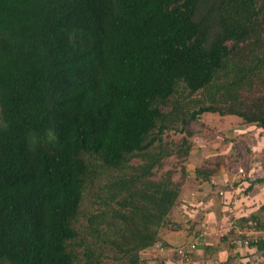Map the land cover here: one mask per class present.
<instances>
[{
  "label": "trees",
  "instance_id": "obj_1",
  "mask_svg": "<svg viewBox=\"0 0 264 264\" xmlns=\"http://www.w3.org/2000/svg\"><path fill=\"white\" fill-rule=\"evenodd\" d=\"M205 112L264 129V0H0V264H143L183 244L164 235L191 187L156 171L196 149L165 131ZM219 170L186 179L203 192Z\"/></svg>",
  "mask_w": 264,
  "mask_h": 264
},
{
  "label": "rangeland",
  "instance_id": "obj_2",
  "mask_svg": "<svg viewBox=\"0 0 264 264\" xmlns=\"http://www.w3.org/2000/svg\"><path fill=\"white\" fill-rule=\"evenodd\" d=\"M230 45H232L231 42H230ZM255 91H258V89L255 88ZM203 95L199 93L189 94L188 91H184L182 92L181 97L182 96H185V97L184 98L180 97V98L183 102H189V106L193 107L196 104L195 100H197V98H200L199 96H203ZM167 109H171V107ZM260 128L261 127H258L255 124H247L246 122H243V120H241L238 116L221 115L219 113H212V112H207V113L205 112L201 116H199L197 119L190 120L185 127V132H179L177 130L170 128L166 130L165 133L163 134L166 142L172 144V146H174L175 144L177 145L181 143L184 138H187L186 132L189 131L194 135L193 137L191 136V138H193L194 142L196 143V149L191 154L189 160L184 155L173 156L169 158L166 161L163 169H159L156 171V177L162 176L165 171L172 168L174 171L173 179L175 181L182 182V184H185L186 186L188 185L189 187H191L187 190L186 193L184 194L182 193V197L180 201L185 198L191 201L192 200L201 201L200 200L201 198L202 200L204 199L206 200L209 197L214 198V197H218L219 195L222 196L224 194V191L228 189L226 188V185L228 184L225 183V180L226 182H229V181L236 182L235 184L238 185L239 182L237 181L240 180V178H244L249 175L248 166L249 167L251 166L249 165L251 160L253 163L256 160L255 158H257V156H255V153H254L256 151L251 149L249 145L250 143L249 140L253 141L255 136H260V132L261 134L264 133V129L260 131ZM255 132H257V134ZM189 139H190V136H189ZM234 140L236 142H234L233 144L235 145L236 149H233L232 153H229V150L227 147H225V145L226 143L227 144L232 143V141ZM247 148H249L250 150ZM132 162L134 164H138L142 162V160H140V158L137 157ZM184 166L187 167V171H185V174H184ZM216 167L220 168V170L219 172L215 174V176H217L221 172L222 173L224 172V174L228 172L229 178L224 176L226 179L222 178V180H217L215 178L213 179V181L207 182L205 184L206 189H207L206 192H208L207 195L203 194V192L205 191L200 192L202 193V195H198L197 193H195L197 191L196 186L198 185L197 180L193 179L192 182H190V180L188 182L186 177L191 176L190 178L192 177L195 178L196 168L215 169ZM184 186H182L181 188L183 189V191L185 189ZM214 202H216L215 199H214ZM208 209H209L208 207L206 206L204 207L203 203H195L194 206L186 205L184 207H181L180 209L181 211L179 213L180 217L183 214V216H186L185 218L183 217L175 218L176 216L179 215L177 212H175L173 218L171 216V218L175 220L172 223L181 224V229L172 230L169 233L182 231L180 234L176 235V237L177 239L182 237L183 244L187 242H194L197 240L200 242L195 250V254H196L195 263L196 264H197V261L201 262L202 264H207L205 263L206 262L205 259L207 257L204 259L205 256L202 251L200 253V249H199L202 243L204 242V239L206 237L208 239H212L211 237H213V234L215 233L218 235L219 239H223V237L227 235L226 233L227 230L230 228L228 226V223L225 226H220V225L214 224V222L212 221L211 222L206 221L204 224H201V222H189L188 221L189 219L188 213H192V214L195 212L200 213V212H203V210L204 212L208 211ZM211 209L212 207H210V210ZM206 214L207 212L205 213V215ZM201 216L202 215H199V217ZM254 221L241 222L239 223L240 226L238 225V228H241V229L248 228L249 229L253 226ZM240 233L238 232L239 235ZM200 235H203L201 237H204V238L200 239L201 237L200 238L197 237ZM170 242H172L173 244H177L176 240H174V242L173 241H170ZM213 242H216V240H214ZM217 248H219V246ZM217 248H216L215 253H218L219 251ZM174 249H171L167 254L165 253L160 256L156 254L157 251L155 252L154 249L152 250V252H150V250L148 252L142 251L141 258H142L143 264H158V260L160 259L161 256H167L170 253L172 254ZM199 254L200 256L198 258ZM104 261L107 264L109 263L112 264L110 257H106Z\"/></svg>",
  "mask_w": 264,
  "mask_h": 264
},
{
  "label": "crops",
  "instance_id": "obj_3",
  "mask_svg": "<svg viewBox=\"0 0 264 264\" xmlns=\"http://www.w3.org/2000/svg\"><path fill=\"white\" fill-rule=\"evenodd\" d=\"M261 130L263 129L260 128V131ZM255 133L257 134V132ZM249 141L251 143H249L251 149L256 151L254 153L257 158H255L256 160L253 163L251 160L249 164L251 166H248V176L240 178V180L237 181L239 182V184L237 183L238 185L235 184L236 182H226L225 180V183L228 184L226 185V188L228 189L224 191L222 196L219 195L218 197L214 198L209 197L206 200H202L201 198L200 200L202 202L199 200L191 201L185 198L182 200L183 202H181L175 208V212L179 214L181 207L186 205L194 206L195 203H203L204 207L206 206L209 208L208 211L204 212L203 210V212H195L193 214L187 212L189 214V222H201V224H204L206 221H212L214 224L220 226H225L228 223L230 228L226 232L227 235L223 237L225 240L219 239L218 235L215 233L213 234V237H211L212 239H208L206 237L199 248L200 253L202 251L205 256L204 259L207 257L205 259V263L207 264H264V249H258L255 245H245L240 242V239L244 236L243 233L248 232V228H238V225L241 222H251L256 220L254 222H258L257 228H259V230L264 229V133L261 134L260 132V136H255L253 141ZM234 142L236 141L234 140L232 143H226L225 145V147L228 148L229 153H232L233 149H236L235 145L233 144ZM220 174L215 176L217 180H222V178H225L224 176L229 178L228 172H226V174L221 172ZM206 190L203 192L205 195L208 194ZM195 193L202 195V193L197 191ZM214 199L216 202H214ZM210 207H212L211 210ZM206 212L207 214L205 215ZM199 215H202V218L199 217ZM178 216L180 217V214ZM181 217L185 218L186 216H183L182 214ZM241 231L243 232L240 233ZM181 232L178 231L171 232L169 234L167 233L164 235V238L171 244L173 243L170 241L174 242V240H176L177 244L173 245L177 246L180 243H183L182 237L178 239L176 237V235L180 234ZM214 240H216V242H213ZM218 246L219 248H217ZM216 248L219 250L218 253H215ZM199 256L200 254L198 255V258ZM197 264L202 263L197 261Z\"/></svg>",
  "mask_w": 264,
  "mask_h": 264
},
{
  "label": "built area",
  "instance_id": "obj_4",
  "mask_svg": "<svg viewBox=\"0 0 264 264\" xmlns=\"http://www.w3.org/2000/svg\"><path fill=\"white\" fill-rule=\"evenodd\" d=\"M257 226H258V223L254 222L253 226L247 230L248 232L243 233L244 236L243 238L240 239V242H242L245 245H249L251 244L252 241L256 242L258 241L259 238H264V229L259 230ZM201 236L203 235H200L198 238H200ZM198 244H199V241L197 240L194 242H187V243L181 244L178 247H176L175 250L173 251H177L179 259L176 260L175 264H183L184 260L188 261L189 263L190 262L194 263L195 258L192 255V252H195ZM157 250L162 253H165V252L168 253L171 249L166 250V247H164L161 244H157ZM172 255H173V252L171 256Z\"/></svg>",
  "mask_w": 264,
  "mask_h": 264
}]
</instances>
